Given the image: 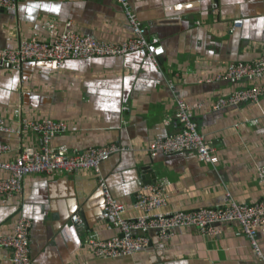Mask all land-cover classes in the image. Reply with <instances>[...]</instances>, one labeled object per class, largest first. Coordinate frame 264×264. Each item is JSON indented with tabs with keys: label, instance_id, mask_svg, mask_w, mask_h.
Instances as JSON below:
<instances>
[{
	"label": "crops",
	"instance_id": "1",
	"mask_svg": "<svg viewBox=\"0 0 264 264\" xmlns=\"http://www.w3.org/2000/svg\"><path fill=\"white\" fill-rule=\"evenodd\" d=\"M150 37L165 48L160 66L143 51L124 56L69 59L61 68L46 60L28 61L20 70L0 67V117L20 126L22 116L61 120L65 132L51 140L53 150H69L117 143L131 147L101 163L110 191L123 202L125 216L138 212L131 205L148 167L155 179H165L166 210L216 207L225 192L244 203L264 200V183L256 168L264 163V119L251 125L264 108L258 103L219 111L191 113L198 130L210 141L213 163L192 152L150 155L152 141L176 133V99L214 102L234 89L255 82L199 83L230 62H249L264 50V0H128ZM241 18L240 28H232ZM71 29L100 40L123 41L131 30L122 7L113 0H20L13 10H0V48L14 47L25 37L47 40L46 24ZM174 79L175 88L168 87ZM16 157L22 145L39 148L40 136L0 133ZM9 172L0 169V178ZM78 215L81 227L73 224ZM31 221L30 264H263L237 223L223 225L218 237L203 236L194 228H179L168 240L150 232L146 248L130 256L101 259L86 244L95 232L107 239L118 234L104 211V197L94 175L74 171L52 176L29 174L21 192L0 201V234L11 232L19 219ZM257 242L264 254V225ZM11 252L0 248V264H11Z\"/></svg>",
	"mask_w": 264,
	"mask_h": 264
},
{
	"label": "built area",
	"instance_id": "2",
	"mask_svg": "<svg viewBox=\"0 0 264 264\" xmlns=\"http://www.w3.org/2000/svg\"><path fill=\"white\" fill-rule=\"evenodd\" d=\"M119 4L127 19L131 36L123 41L114 42L100 40L71 29L67 23L62 29L57 24H46L50 39L43 40L36 36L22 38L14 47L0 48V67L8 66L20 70L28 61L40 62L49 60L56 68H61L69 59H85L92 57L124 56L131 52L143 51L154 66H160V58L165 48L157 37H150L138 16L132 11L128 0H113ZM20 0H0V10H13ZM241 18L233 20L232 28H240ZM199 83L227 81L236 84L241 81L255 82L250 86L234 89L226 96L218 97L214 102H188L176 99V117L179 129L176 133L162 139L152 141L149 153L155 156L158 152L179 154L192 152L199 161L213 163V150L210 141L198 130L191 113L197 109L219 111L227 107H236L247 103H258L264 95V50L249 62H230L213 76L197 79ZM175 80H168V87L174 89ZM259 117L251 118L248 123L257 124L264 119V108ZM20 126L13 127L0 117V133L22 134L31 131L40 136L39 148L22 145L19 154L11 159L0 160V169L9 172V176L0 178V201L7 202L15 193L21 192L24 179L29 174L52 176L56 173L90 172L96 178L104 197V211L111 226L118 234L110 238H101L95 232L87 235L85 242L97 258L108 259L130 256L146 248L149 244L150 232H155L161 240H168L179 228H194L203 236L218 237L224 224L237 223L250 242L256 254L264 264L257 234L264 225V200L244 203L236 200L229 191L225 192L226 202L216 207H200L193 210H166L167 195L165 179H158L140 187L131 205L138 214L125 216L126 205L113 197L105 176L101 171L102 161L113 154L131 149L128 145L108 143L89 146L82 150H69L65 145L53 150L51 140L57 134L65 132L68 124L61 120H35L22 116ZM10 146L0 141V156L8 154ZM259 183H264V163L256 168ZM75 226L81 227L82 220L76 215L72 218ZM31 221L19 217L13 230L0 234V248L11 252V264H30V230Z\"/></svg>",
	"mask_w": 264,
	"mask_h": 264
},
{
	"label": "water",
	"instance_id": "3",
	"mask_svg": "<svg viewBox=\"0 0 264 264\" xmlns=\"http://www.w3.org/2000/svg\"><path fill=\"white\" fill-rule=\"evenodd\" d=\"M149 172V175L143 176V184H149L152 182V179H155V175L148 167H143L142 172Z\"/></svg>",
	"mask_w": 264,
	"mask_h": 264
},
{
	"label": "rangeland",
	"instance_id": "4",
	"mask_svg": "<svg viewBox=\"0 0 264 264\" xmlns=\"http://www.w3.org/2000/svg\"><path fill=\"white\" fill-rule=\"evenodd\" d=\"M252 103V102H251Z\"/></svg>",
	"mask_w": 264,
	"mask_h": 264
}]
</instances>
